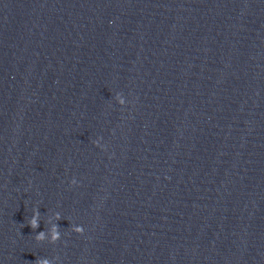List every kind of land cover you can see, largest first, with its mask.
Segmentation results:
<instances>
[{
    "label": "water",
    "instance_id": "95a60500",
    "mask_svg": "<svg viewBox=\"0 0 264 264\" xmlns=\"http://www.w3.org/2000/svg\"><path fill=\"white\" fill-rule=\"evenodd\" d=\"M262 219L264 0H0V264H146Z\"/></svg>",
    "mask_w": 264,
    "mask_h": 264
},
{
    "label": "clouds",
    "instance_id": "9594fccd",
    "mask_svg": "<svg viewBox=\"0 0 264 264\" xmlns=\"http://www.w3.org/2000/svg\"><path fill=\"white\" fill-rule=\"evenodd\" d=\"M115 100L121 105H125L126 100L123 97L122 94L117 93L115 96ZM94 143L99 146L102 147V145H100V141L96 140L94 141ZM71 184L72 185H76L77 181L75 178H73L71 180ZM40 212L39 209L36 208L33 210V214L31 216V218L28 220L27 224L35 231L39 225H40ZM61 220V214L59 212L54 213L52 216L49 217L48 219V224L50 225V227L47 229V231H40L39 233H37L35 235V240L37 242H43L45 240H47L49 243L51 244H55L57 241L60 240L61 237V233H60V228L58 226V224L56 223L57 221ZM55 221V222H54ZM72 231L77 233V234H83L84 232V228L82 226H72ZM35 264H54V260H50L48 258H38L35 261Z\"/></svg>",
    "mask_w": 264,
    "mask_h": 264
}]
</instances>
